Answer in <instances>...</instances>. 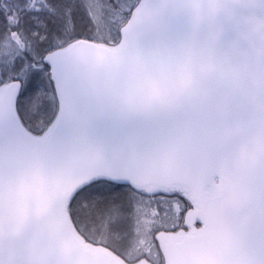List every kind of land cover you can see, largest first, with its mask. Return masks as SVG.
<instances>
[{
    "label": "snow or ice",
    "instance_id": "obj_1",
    "mask_svg": "<svg viewBox=\"0 0 264 264\" xmlns=\"http://www.w3.org/2000/svg\"><path fill=\"white\" fill-rule=\"evenodd\" d=\"M81 243L264 264V0H0V264Z\"/></svg>",
    "mask_w": 264,
    "mask_h": 264
},
{
    "label": "water",
    "instance_id": "obj_2",
    "mask_svg": "<svg viewBox=\"0 0 264 264\" xmlns=\"http://www.w3.org/2000/svg\"><path fill=\"white\" fill-rule=\"evenodd\" d=\"M160 240L163 245V252L169 260L173 258L180 259L194 254L192 249L180 246L174 236L162 233ZM77 252L80 256V264H121L117 256L104 248H92L81 243ZM141 264H144V262L142 261Z\"/></svg>",
    "mask_w": 264,
    "mask_h": 264
},
{
    "label": "rangeland",
    "instance_id": "obj_3",
    "mask_svg": "<svg viewBox=\"0 0 264 264\" xmlns=\"http://www.w3.org/2000/svg\"><path fill=\"white\" fill-rule=\"evenodd\" d=\"M174 206H175V205H174ZM180 206H182V205H180ZM176 211H177V212L179 211V207L176 208Z\"/></svg>",
    "mask_w": 264,
    "mask_h": 264
},
{
    "label": "bare ground",
    "instance_id": "obj_4",
    "mask_svg": "<svg viewBox=\"0 0 264 264\" xmlns=\"http://www.w3.org/2000/svg\"><path fill=\"white\" fill-rule=\"evenodd\" d=\"M177 207H175V210H176Z\"/></svg>",
    "mask_w": 264,
    "mask_h": 264
}]
</instances>
